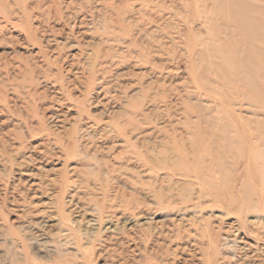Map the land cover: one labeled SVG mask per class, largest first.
I'll return each mask as SVG.
<instances>
[{"label":"bare ground","instance_id":"bare-ground-1","mask_svg":"<svg viewBox=\"0 0 264 264\" xmlns=\"http://www.w3.org/2000/svg\"><path fill=\"white\" fill-rule=\"evenodd\" d=\"M0 22L46 55L25 64L23 90L0 85L1 102H26L1 113L17 145L0 160L27 185L24 223L2 234L23 246L9 264H171L169 242L195 245L200 264H264V0H0ZM41 82L52 100L68 91L71 128L40 115ZM96 97L107 116L89 112ZM52 153L65 168L48 182L31 167ZM211 208L217 224L197 216Z\"/></svg>","mask_w":264,"mask_h":264},{"label":"rangeland","instance_id":"rangeland-1","mask_svg":"<svg viewBox=\"0 0 264 264\" xmlns=\"http://www.w3.org/2000/svg\"><path fill=\"white\" fill-rule=\"evenodd\" d=\"M19 31L17 29H14L11 26V23H8V25H5L4 22H0V85H4L7 83L9 87H14L18 90H23V86L26 84L24 83V78L27 76L26 69H25V64H28L30 62H35L36 65H43L44 63V58H46L45 54H42L41 52V46L42 44L36 43V44H29L28 41L26 40L25 36L20 35V42L17 41L15 38L16 36L19 37ZM46 34L43 38H46ZM75 41V39H72V41ZM43 45L46 48H49L50 50V55L51 53L53 55L56 54L55 51V44L54 43H48V41L45 39L43 41ZM69 51L65 52L64 58L68 57ZM75 56H70L65 59L64 61V80H65V85L66 87H73L74 84L78 85L79 84V89H75L74 87V93L75 95H81V90L84 91V88L80 85V83H77V68L74 65L75 64ZM7 70V72H6ZM7 73L8 78L6 76ZM37 74V72H36ZM38 75V74H37ZM40 81H43V78L45 76L42 73H39ZM19 77V78H18ZM18 78V79H14ZM4 79H7L4 81ZM124 82H130L129 80H124ZM65 87V88H66ZM46 88V82H41L39 85H36V90L40 94L36 97L35 102L37 106L40 108V115L44 116L47 120V124H50L52 126H55L56 129H61L59 125L64 126L65 128H71L74 123H75V117L76 114L73 111L69 110V102L68 99H66V92L64 91L61 94H56V100H52L47 98L48 93H44ZM59 89V88H58ZM27 90V87H25L24 91L22 92L25 93ZM12 95V94H10ZM95 97V96H94ZM15 98V97H14ZM57 99H60L58 101ZM96 98H92L88 104L87 107L90 109V113L94 115H104L107 116L109 112L108 107L104 108L101 105H98L96 103ZM34 101V100H33ZM11 105L12 108H18V109H23V107L26 105V102H16L14 100H11L10 104L6 105L5 103L0 101V147H6L8 146L11 148V146L17 145V141L15 140V135L14 133L17 132L15 131L14 133L11 132L10 130H14L15 125H13V122L10 121L9 123H5V115H2L1 113H13L10 112L7 108ZM110 110V108H109ZM105 112V113H104ZM20 113V112H19ZM26 113V112H23ZM53 113H58L54 119L56 121H59L56 123L53 121L51 118V115ZM37 120V119H36ZM36 120L34 123H37ZM15 123V122H14ZM103 125V124H101ZM103 128L105 126H102ZM17 130H20V128H23L24 131H27V127L22 126V127H16ZM36 141L40 142V139H35ZM35 140H29L27 143L28 148H30L31 145H39L36 143ZM40 147H45L44 145H39ZM29 149L25 150V153L28 152ZM53 152V151H52ZM21 155V154H20ZM57 155L52 153L47 159H48V164H41L43 167L41 170L36 169L35 167H31V171H34L38 173L40 178H44L46 181L49 182L50 178L57 177L65 168V165L58 164L57 163ZM38 167L40 164H36ZM36 166V167H37ZM10 167V165H9ZM8 168H5V165L2 163V160H0V264H9L15 256H19L22 254L23 251V246L21 242H6L1 240L3 237L2 234L6 230H8L10 227H21L22 223H24V220H19L16 218L17 203L19 202H24V194L27 191V185L24 180V176L20 175L18 170H14V173H12ZM5 170H8L7 172ZM22 178V181L20 180ZM51 183V181H50ZM51 191H56L55 185H50ZM50 191V189L48 190ZM45 200V197L43 198ZM15 199L17 201H15ZM28 201H31L30 198H28ZM16 207V208H15ZM73 208L71 205H67V210L70 212ZM214 216L213 222L216 224L221 221V217H223L225 214L220 211L219 208L214 209H207L204 212L198 211L197 216L200 218L201 216ZM76 213L72 212L71 218H75ZM24 219V218H23ZM172 219V220H171ZM178 218L175 217H168L166 218L165 225H170L172 226L173 223H178L179 221L177 220ZM175 220V221H174ZM228 220V219H227ZM55 221V222H54ZM174 221V222H172ZM148 223L156 226L157 224H160V221L157 220H148ZM45 230L51 231V232H57L58 231V223L56 220H48L43 226ZM169 227H165L166 231H169ZM173 229L174 227H170ZM189 228V226H187ZM186 234V233H184ZM171 245V251L174 252L175 254L172 253L169 258L170 262L174 264H200L197 254V247L195 245H192L191 243H187V249L185 248H180V249H175V243L169 242ZM239 244V243H238ZM30 252L37 256L38 258H43L44 253L39 252L35 249H33L31 246ZM138 252V251H137Z\"/></svg>","mask_w":264,"mask_h":264}]
</instances>
